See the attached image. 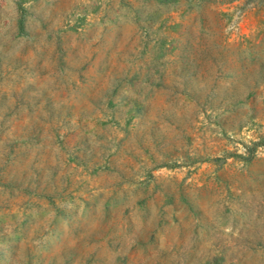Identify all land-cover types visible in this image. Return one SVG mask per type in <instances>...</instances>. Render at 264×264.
Wrapping results in <instances>:
<instances>
[{
    "label": "rangeland",
    "instance_id": "obj_1",
    "mask_svg": "<svg viewBox=\"0 0 264 264\" xmlns=\"http://www.w3.org/2000/svg\"><path fill=\"white\" fill-rule=\"evenodd\" d=\"M0 264H264V0H0Z\"/></svg>",
    "mask_w": 264,
    "mask_h": 264
}]
</instances>
